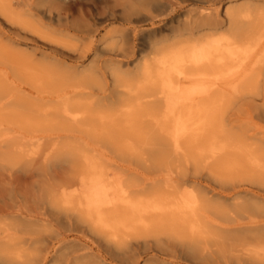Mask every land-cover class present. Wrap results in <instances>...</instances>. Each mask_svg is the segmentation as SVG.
Here are the masks:
<instances>
[{
    "label": "bare ground",
    "instance_id": "6f19581e",
    "mask_svg": "<svg viewBox=\"0 0 264 264\" xmlns=\"http://www.w3.org/2000/svg\"><path fill=\"white\" fill-rule=\"evenodd\" d=\"M94 1L104 16L0 0L16 35L58 26L119 51L96 72L0 47V162L16 161L0 163V264H264V0ZM136 40L148 50L125 60ZM58 163L71 176L41 181L24 213L15 165Z\"/></svg>",
    "mask_w": 264,
    "mask_h": 264
},
{
    "label": "rangeland",
    "instance_id": "374dc122",
    "mask_svg": "<svg viewBox=\"0 0 264 264\" xmlns=\"http://www.w3.org/2000/svg\"><path fill=\"white\" fill-rule=\"evenodd\" d=\"M68 1L69 0H67V2ZM91 1H93L92 5L94 8V12L98 14V16H104L106 14V10L108 9L107 8L108 5L105 2H101V1H97V2H95L94 0ZM80 5L84 7L83 10L84 9L86 10L87 7L86 5L83 4ZM56 9H54V11L58 12V8ZM1 17L3 16L0 15V29L6 31V34L11 33L12 36H14L17 40L20 41V43L18 42L16 43V41L12 43L9 42L8 40H5L2 43L3 45L0 47L1 49L3 47L5 53L8 51L11 55L16 56L20 60H26L31 63H35L37 62L38 59H40L41 56H44L45 58L44 62L45 64H47L50 63L51 61L58 62V58L61 60H63V58H66L63 60L66 66L76 65L80 63H83V65H89L92 62V60H94L95 69L97 72L99 68H103L105 64V59L111 57L113 58L114 52L118 51L117 48H115V50L111 52L105 48H102L101 46V50L97 53L96 56H94L95 48L91 47L86 49L85 48L86 45L84 44L80 45L79 47L73 46V40H71L70 37L58 35V26L49 27V28L43 27V29L40 28L41 30H43L42 33L33 30V28H28V30H26V33L25 31L22 30V32H20V35H16L14 32L10 30L9 24L1 21L2 19ZM115 26L118 25L116 24L111 25L107 28H111ZM38 27H39L38 24L34 23V28H38ZM105 30L106 29L102 28L100 32L98 31L96 37L100 38L101 34ZM142 42L143 41L141 40H136L130 52L127 53L128 54L126 55L127 57L124 59L129 60L139 56L142 53V48L148 50L149 43L146 42V46L143 47ZM58 47L63 50L65 49L66 51L60 53L58 52ZM82 48H85L86 50L85 52L88 53L87 57H85L84 59L78 58L77 56V54L79 53V51L82 50ZM106 74L108 75L109 83L112 84L110 75L108 73ZM24 84L26 85L28 90L35 91V89L32 87L31 84H26V83ZM36 160L37 158H35V161ZM1 162L4 163V165H9V166L16 164L15 163L16 161H9V160L8 161L1 160ZM34 170L33 172L35 174L33 175H25L24 173L18 171L16 165L12 170L11 179L20 187V189L23 191L26 197V201H25L26 207H24V204L19 207L20 210L24 211V213L27 212L26 210L28 209L34 210L36 208L34 198H36V195L39 192L38 188L40 186L39 184L41 183V181L49 183V179L54 178L53 181H58L59 183L62 180L65 179L67 180L71 176V172H69V168L67 166H64L62 163H58L57 165L50 167L46 175L39 176L36 173L37 171ZM3 178L4 179L8 178L7 172H4ZM4 193H5L4 190H2L1 195L4 196L5 195ZM4 208H10V207H4Z\"/></svg>",
    "mask_w": 264,
    "mask_h": 264
}]
</instances>
